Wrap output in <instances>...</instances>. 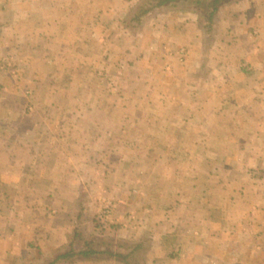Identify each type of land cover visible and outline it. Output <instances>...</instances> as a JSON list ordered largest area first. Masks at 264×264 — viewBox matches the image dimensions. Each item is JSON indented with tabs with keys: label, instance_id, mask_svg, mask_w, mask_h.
Masks as SVG:
<instances>
[{
	"label": "crops",
	"instance_id": "crops-1",
	"mask_svg": "<svg viewBox=\"0 0 264 264\" xmlns=\"http://www.w3.org/2000/svg\"><path fill=\"white\" fill-rule=\"evenodd\" d=\"M144 1L0 0V72L12 74L11 83L0 78V95L70 88L84 104L90 87L106 96L88 101L107 106L118 88L138 93L122 113L40 114L24 132L16 124L0 131V193L14 202L12 229L31 225L46 235L39 249L54 251L61 233L97 214L80 208L69 225L56 204L57 213L45 212L52 197L82 201V185L105 177L95 190L113 205L109 231L125 242L153 238L151 264H264V0L221 11L213 40L194 13L157 9L139 24L144 46L121 50L116 42L138 33L126 20ZM227 36L233 42L224 44ZM21 66L24 85L13 76Z\"/></svg>",
	"mask_w": 264,
	"mask_h": 264
},
{
	"label": "rangeland",
	"instance_id": "rangeland-1",
	"mask_svg": "<svg viewBox=\"0 0 264 264\" xmlns=\"http://www.w3.org/2000/svg\"><path fill=\"white\" fill-rule=\"evenodd\" d=\"M172 11L171 9H166L164 12ZM174 11V10H173ZM164 13V14H165ZM225 16L229 17L232 14V9H226L223 12V19ZM227 14V15H226ZM157 17V16H155ZM150 20V19H149ZM148 20V23H150ZM158 21V20H157ZM154 22V21H153ZM160 24L161 22L158 21ZM157 23V25L159 24ZM155 24V23H154ZM2 26L0 25V28ZM140 26H137L134 28L135 33L134 36L127 39L125 42L119 41L116 42L117 46H120V49L123 50L124 47L128 45H131L135 48H142V45L146 43V41L140 39L142 36L144 37V25L143 30ZM133 29V28H132ZM142 30V31H141ZM1 31V30H0ZM134 33V32H133ZM170 34V33H169ZM230 35V34H229ZM168 39L173 40L174 35L168 37ZM224 44L225 43H231L233 40L231 36H227L224 38ZM141 40V41H139ZM172 41H168L167 43H171ZM140 43L141 46L138 44ZM144 46V45H143ZM211 51V50H210ZM217 51H213L211 56L217 57ZM229 63L233 64L237 62V60L234 57V50H230L229 54ZM120 54H124L120 53ZM119 55V52L116 54V56ZM120 57L118 59H115V65L117 66L120 61L123 60V57ZM217 62L219 59H216ZM219 62H223V60H219ZM130 63V62H129ZM12 65V64H11ZM9 65V62L7 61L8 68L11 67ZM136 67H139V65H135ZM5 67V66H4ZM24 66H21L20 73H17L16 75L13 74V76H16L18 80V85H24ZM129 71L126 73V77L129 76ZM3 75V76H1ZM124 75V73H123ZM119 75V76H123ZM9 72L7 73H1L0 72V78L2 80H8L11 83V77ZM132 76V75H131ZM14 78V77H13ZM89 78H91V75H89ZM122 80V79H121ZM15 82V81H14ZM22 82V83H21ZM122 84V82H119ZM3 84V83H0ZM88 84L86 82L84 86ZM34 91V92H33ZM1 92V89H0ZM47 94L41 95L40 92H35V90H30L27 87L18 89V90H12L7 92L5 95H0V131H11V130H18V128L12 129V125L16 124L19 126V130H23V132L29 128H31L32 123L36 124V122H33V118L38 115L40 117V114L44 116L45 115H54V116H69L70 119H73L72 114H101L105 112L107 109L112 110L115 112H125L127 109H129V105L126 103L127 101H124L125 98H136L137 94L135 87L126 86L124 88H118L115 90L112 99H109L110 103L107 106H104V104H94L90 100V96L92 94H103L106 96L105 89H98L93 88L91 89L89 87L88 90H85L82 94V97L84 100H87L84 104H79L78 100L76 98L71 99V90L69 89H63V94H60V89L57 88H50L46 90ZM110 95V94H109ZM173 94H170V96ZM93 96V95H92ZM165 96V94H164ZM112 100V101H111ZM60 102H65L63 104H60ZM65 106V107H64ZM174 106V105H173ZM133 106H130V108ZM114 108V109H113ZM14 114V119L20 118L21 122H15L14 119L10 121L7 118H10V116ZM17 114V116H16ZM57 118V117H54ZM82 118V117H79ZM84 121V120H83ZM53 124V122H51ZM84 123V122H83ZM35 128V127H33ZM88 139V138H86ZM3 139H0V146L3 144ZM86 166H84L85 168ZM85 169H82L84 171ZM99 173V172H98ZM102 173V172H101ZM101 173H99L101 175ZM105 173V172H104ZM102 179V177H99ZM99 178H96L93 176V182L92 184L85 183L82 185V201H72L71 199L68 201H60L62 200L59 196L57 199L55 197H52V200L50 201V204L46 207L47 213L54 210V204L57 205L58 208L63 210L68 215L64 217V219L68 222L69 225H77L79 223V218L75 217L77 214V210L81 208L82 211H88L91 209L93 214H98L101 210L105 208L106 201L101 202V194H98L95 190V187L97 185H101L103 183V186L106 185L107 179L104 177V181L99 180ZM83 180L87 181L88 178H83ZM105 182V183H104ZM107 186V185H106ZM5 185H1L0 189H5ZM93 187V191H91ZM55 190V189H54ZM42 193H44V189H41ZM50 196V195H49ZM46 203V200L44 199L42 201V207ZM81 204V205H80ZM83 205V206H82ZM38 207H41L38 204ZM115 210V209H114ZM15 211V205L14 202L11 200V197L7 194H1L0 193V264H40L43 262H48L50 260H53L54 257L59 252H65L69 246V243L66 240H69V237L71 235V232L63 234L61 233V243L60 246L57 247L54 251L49 252L48 249H39L37 246V243L40 245L42 236H46L45 234L35 232L34 230H31V225H27L28 228L24 231V227H22L23 231L15 232L12 229V220L14 221V217L12 218V212ZM53 212V211H52ZM58 212V210H57ZM57 212H53L57 213ZM17 213V212H16ZM72 213V214H71ZM94 215V216H95ZM97 217V215H96ZM94 217V223L86 221V218L83 219L85 227L81 226V231L84 233L85 236L93 237V239L97 240V242H100L101 245L104 246H111L114 250L119 251L121 248V245H127L131 242L130 241H124L122 240V234L118 233L117 235H112L110 229V222L107 223V226H102L98 221L97 218ZM21 221V220H20ZM23 222H26V220L22 219ZM16 222V221H15ZM19 222V221H18ZM23 224V223H21ZM94 224V225H93ZM119 224V223H118ZM91 225L95 226V230L91 228ZM24 226L26 227V224L24 223ZM70 228V227H68ZM109 228V229H108ZM68 232V231H67ZM110 232V233H109ZM134 240V239H132ZM149 241H152L148 238ZM147 239L144 240L145 246L142 249L137 250L133 255L132 259H137L140 264H151L150 263V257L156 255V248L155 249H148L149 245H154L157 242L153 240V242H149ZM80 242L76 243L77 246H79ZM124 249V248H123ZM159 252L166 251L164 248L158 249ZM56 264H122L121 262L112 259V258H102L92 261H80L78 257L70 258L69 260L61 259Z\"/></svg>",
	"mask_w": 264,
	"mask_h": 264
},
{
	"label": "trees",
	"instance_id": "trees-1",
	"mask_svg": "<svg viewBox=\"0 0 264 264\" xmlns=\"http://www.w3.org/2000/svg\"><path fill=\"white\" fill-rule=\"evenodd\" d=\"M238 1L240 0H145L130 12L126 22L128 21L127 23L132 27L139 26L148 14L155 12L157 9L159 13H163L166 10L165 7L172 6L173 10L194 13L207 39L213 40L218 34L221 11ZM78 242H80L79 246L76 245ZM144 244L143 241L130 242L127 245H121V249L116 251L111 246L101 245L95 239H87L80 228L76 227L71 234L67 250L59 252L53 260L40 264H56L61 259L69 260L73 257H78L80 261H92L107 257L122 264H140L137 259H132V255L137 250L142 249L145 246Z\"/></svg>",
	"mask_w": 264,
	"mask_h": 264
},
{
	"label": "built area",
	"instance_id": "built-area-1",
	"mask_svg": "<svg viewBox=\"0 0 264 264\" xmlns=\"http://www.w3.org/2000/svg\"><path fill=\"white\" fill-rule=\"evenodd\" d=\"M112 203H106L105 208L97 214V221L102 226H107L108 222H111L113 217Z\"/></svg>",
	"mask_w": 264,
	"mask_h": 264
}]
</instances>
